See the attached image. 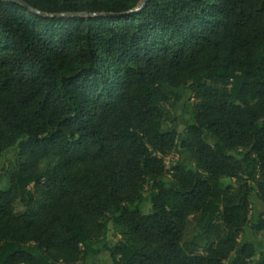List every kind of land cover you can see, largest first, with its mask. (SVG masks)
<instances>
[{
  "label": "trees",
  "instance_id": "1",
  "mask_svg": "<svg viewBox=\"0 0 264 264\" xmlns=\"http://www.w3.org/2000/svg\"><path fill=\"white\" fill-rule=\"evenodd\" d=\"M20 1L53 15L0 0V160L17 149L0 162V264H252L238 239L264 230L248 218L251 191L264 204V0ZM166 85L195 99L181 131ZM173 151L187 160L167 165ZM189 216L203 245L183 240Z\"/></svg>",
  "mask_w": 264,
  "mask_h": 264
},
{
  "label": "rangeland",
  "instance_id": "2",
  "mask_svg": "<svg viewBox=\"0 0 264 264\" xmlns=\"http://www.w3.org/2000/svg\"><path fill=\"white\" fill-rule=\"evenodd\" d=\"M164 89L170 97L169 101L165 104V108L168 112V117L166 118L165 123L174 127L176 130L181 131L191 121L193 103L195 99L186 85L177 88L166 85L164 86ZM207 140L212 142L214 138L211 135H207ZM16 150V147L13 146L2 153L0 160L2 166L6 165L11 159H13L16 154ZM177 159H182L183 161L187 160L183 154V151H173L166 156L165 162L167 165H170ZM46 166V163L43 162L40 167L41 169H44ZM224 181L226 183H232L233 193L235 194L239 188V185L235 184L233 180L229 178L224 179ZM7 184L8 173L6 171H2L0 174V188H5ZM250 201L251 210L248 218L249 222H255L259 215H264V204L256 198L254 191H251L250 193ZM141 209L142 211L147 212L149 205L142 204ZM14 210L16 212H22L24 207L19 202H16L14 204ZM118 232L119 230L117 228H110L107 239L109 243H113L120 238ZM183 240H195L200 245H203L205 242L203 231L194 225L191 220V216H189L186 220V225L183 232ZM238 240L240 245L244 242L252 243L254 245L255 253L252 257V264H256L261 255L264 253V230L255 232L247 225L244 227ZM86 260L88 263L93 264H110L108 253L103 250H101L99 254L89 255Z\"/></svg>",
  "mask_w": 264,
  "mask_h": 264
},
{
  "label": "water",
  "instance_id": "3",
  "mask_svg": "<svg viewBox=\"0 0 264 264\" xmlns=\"http://www.w3.org/2000/svg\"><path fill=\"white\" fill-rule=\"evenodd\" d=\"M12 1L21 3L22 5H24L25 7H28L31 11H34L36 13H40L42 15H53V14H47V13H44V12H39L38 10H34L31 7H29L26 3H24V2H22L20 0H12ZM145 1L146 0H141L136 7L130 9L129 11H127L125 13L134 12V11L138 10L139 8H141V6L144 4ZM125 13H123V14H125ZM60 15H63V14H60ZM70 15H84V16L86 15V16H90V15H113V14L112 13H71Z\"/></svg>",
  "mask_w": 264,
  "mask_h": 264
}]
</instances>
